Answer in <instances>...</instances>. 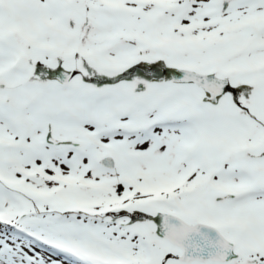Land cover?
<instances>
[{
	"label": "snow or ice",
	"instance_id": "1",
	"mask_svg": "<svg viewBox=\"0 0 264 264\" xmlns=\"http://www.w3.org/2000/svg\"><path fill=\"white\" fill-rule=\"evenodd\" d=\"M0 264H264V0H0Z\"/></svg>",
	"mask_w": 264,
	"mask_h": 264
}]
</instances>
